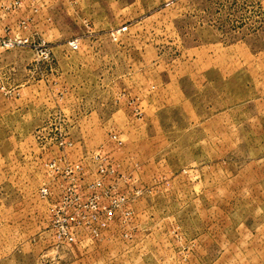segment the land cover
Returning a JSON list of instances; mask_svg holds the SVG:
<instances>
[{"label":"rangeland","instance_id":"1","mask_svg":"<svg viewBox=\"0 0 264 264\" xmlns=\"http://www.w3.org/2000/svg\"><path fill=\"white\" fill-rule=\"evenodd\" d=\"M0 264H264V0H0Z\"/></svg>","mask_w":264,"mask_h":264}]
</instances>
